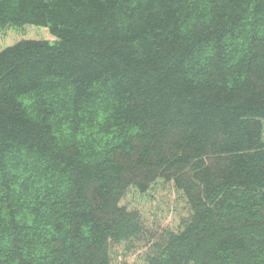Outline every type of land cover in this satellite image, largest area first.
I'll list each match as a JSON object with an SVG mask.
<instances>
[{"label": "trees", "instance_id": "trees-1", "mask_svg": "<svg viewBox=\"0 0 264 264\" xmlns=\"http://www.w3.org/2000/svg\"><path fill=\"white\" fill-rule=\"evenodd\" d=\"M0 264H264V0H0Z\"/></svg>", "mask_w": 264, "mask_h": 264}, {"label": "rangeland", "instance_id": "rangeland-1", "mask_svg": "<svg viewBox=\"0 0 264 264\" xmlns=\"http://www.w3.org/2000/svg\"><path fill=\"white\" fill-rule=\"evenodd\" d=\"M51 37L48 30L36 27L8 30L0 36V52L22 40H50Z\"/></svg>", "mask_w": 264, "mask_h": 264}]
</instances>
